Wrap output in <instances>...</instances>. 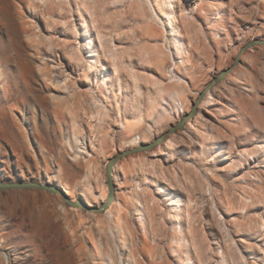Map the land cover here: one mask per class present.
<instances>
[{
	"label": "rangeland",
	"instance_id": "374dc122",
	"mask_svg": "<svg viewBox=\"0 0 264 264\" xmlns=\"http://www.w3.org/2000/svg\"><path fill=\"white\" fill-rule=\"evenodd\" d=\"M254 39L264 0H0V88L15 92L0 89V181L100 205L109 158L175 124ZM224 80L190 136L119 162L113 218L0 190V264H264V46Z\"/></svg>",
	"mask_w": 264,
	"mask_h": 264
},
{
	"label": "water",
	"instance_id": "95a60500",
	"mask_svg": "<svg viewBox=\"0 0 264 264\" xmlns=\"http://www.w3.org/2000/svg\"><path fill=\"white\" fill-rule=\"evenodd\" d=\"M255 46H264V39H254L249 42H247L245 45H243L237 54V56L234 58V62L228 66L227 68L223 69L217 76L213 77V79L210 81L208 86L203 89L196 98L195 101L192 102L190 110L185 113L175 124H171L167 130H165L163 133L155 137L152 141L149 142H142L139 143L136 146L119 150L114 156L109 158L107 164H106V185H107V197L106 199L101 202L100 205H89L86 200L84 199H75L72 200L69 194L65 192V190L62 187H58L57 185L49 184V183H41L37 181H0V190H20V189H37V190H45L48 192H51L53 194H60L63 201L69 206V207H76L81 208L82 210H87L94 213H103L105 212L109 206L115 201V195H116V183L113 178V171L115 166L119 161H121L123 158L129 157L134 154L153 151L155 148H157L159 145L163 144L168 137L171 134L177 133L180 130H183L187 123L194 119L195 116L198 114L199 106L205 97L207 90L211 88L215 83L220 82L224 80L229 73L233 71V69L237 66L239 63L241 54L244 53L247 49Z\"/></svg>",
	"mask_w": 264,
	"mask_h": 264
},
{
	"label": "bare ground",
	"instance_id": "6f19581e",
	"mask_svg": "<svg viewBox=\"0 0 264 264\" xmlns=\"http://www.w3.org/2000/svg\"><path fill=\"white\" fill-rule=\"evenodd\" d=\"M88 31H86V33H87ZM85 40H86V45H85V48H86V54L88 53V55H84V57H86L87 58V56L89 57V60H88V64L86 65L88 68L87 69H90V67H91V62H93L94 60H95V58H94V56H93V52L91 53V45H90V41L89 40H87L88 39V33L85 35ZM253 51H255L254 49H250L247 53H249V54H252L253 53ZM84 54H85V52H84ZM243 54V53H242ZM242 54H241V56H242ZM8 60H9V58H7ZM13 60V59H12ZM11 60V61H12ZM240 60H241V57H240ZM240 60H239V62H240ZM60 64V63H59ZM62 64V63H61ZM239 64V63H238ZM237 64V65H238ZM102 68V70H103V72H106V69H105V67H101ZM235 69V68H234ZM233 69V70H234ZM233 72V71H232ZM231 72V73H232ZM230 74V73H229ZM65 76V75H64ZM9 78V77H8ZM72 78V77H71ZM227 78V77H226ZM64 79V78H63ZM66 79V78H65ZM69 79V78H68ZM19 81H22V80H19ZM65 83V82H64ZM210 83V82H209ZM208 83V84H209ZM5 84V83H4ZM73 84V83H72ZM6 85V84H5ZM67 85V86H66ZM65 86H66V90H67V92H68V95L71 97V99L72 100H76L75 99V95H77V92L75 91V92H73V90H74V88H73V86L70 84V82L69 81H67L66 82V84H65ZM75 86V85H74ZM208 86V85H207ZM206 86V87H207ZM233 86V85H232ZM17 87V86H16ZM15 87V88H16ZM205 87V88H206ZM227 88H229V86H228V82L226 81V80H222V81H220V82H217V83H215L211 88H209L208 90H207V93H206V95H205V97L203 98V100H202V102H201V104H200V106H199V113H198V115L194 118V119H192V120H190L188 123H187V125L185 126V128L183 129V130H180V131H178L177 133H174V134H171L169 137H168V139L163 143V144H161V145H159V146H162V147H164V148H166V149H173L174 147H175V145H176V142L178 141V139L180 138H187L188 136H190V132H191V130L192 129H194L196 126H197V119L200 117V115H201V113L203 112V109L207 106V105H209V104H213L214 102H216L217 100H218V97H219V95L221 94V93H223L224 91H225V89H227ZM1 92H2V95H3V101H2V103H4L5 101H8V96H9V92L11 93V91H13V89L11 88V89H8V87L6 88L5 86H2L1 88ZM16 90H17V88H16ZM21 90V89H20ZM27 90V89H26ZM18 91H19V89H18ZM17 91V92H18ZM203 91V90H202ZM12 93H15L14 91L12 92ZM11 93V94H12ZM19 94V93H18ZM13 95V94H12ZM15 95V94H14ZM17 96V95H16ZM23 96V95H22ZM13 97V96H12ZM15 97V96H14ZM11 98V97H10ZM17 98V97H16ZM12 99V98H11ZM85 99V98H84ZM16 100H18V99H16ZM19 101L21 102V100L19 99ZM16 102V101H15ZM54 102V101H53ZM76 102L77 103H75V104H77V105H80L81 106V104L80 103H83L82 105L84 106V103H86L87 101L86 100H80V101H77L76 100ZM9 103H10V101H9ZM7 104V103H6ZM12 104H13V102H12ZM87 104H88V106L89 107H92V109H94V108H99V107H101L100 106V104L97 102V101H91L90 100V102H87ZM17 105V104H16ZM9 106H11V105H9ZM14 106V105H13ZM182 111H184V109L182 110ZM92 112H93V110H92ZM93 116H94V113H93ZM160 147H158L157 149H159ZM156 149V148H155ZM120 162V161H119ZM118 162V163H119ZM117 163V164H118ZM115 169L119 172V173H122L123 174V165L121 164V163H119L118 165H116L115 166V168H114V171H113V178H114V181H115V179L119 176V173H118V175L115 173ZM66 187V186H65ZM63 188V187H62ZM64 189V188H63ZM65 190V189H64ZM65 192H66V190H65ZM67 193V192H66ZM68 194V193H67ZM60 195V194H59ZM70 196V195H69ZM71 197V196H70ZM89 198L90 199H92V200H96V198H95V196L94 195H92L91 193L89 194ZM71 199H72V197H71ZM78 199V198H77ZM72 200H75V199H72ZM88 203V202H87ZM116 203V202H115ZM89 204V203H88ZM89 205H91V204H89ZM35 207V206H34ZM44 207V206H43ZM115 204H111L110 206H109V208L107 209V211L105 212L106 214V216L107 217H114V209H115ZM32 212H34V211H32ZM42 212H44V211H42L41 210V213H38V214H36L33 218H34V221H35V223L37 224V222H38V220H37V218H39L40 219V217H41V215H42ZM32 218V217H31ZM32 218V219H33ZM116 224H117V221H116ZM41 225V224H40ZM133 255V254H132ZM133 260H134V258H133ZM136 261H137V259H136ZM135 261V262H136ZM130 264V263H129Z\"/></svg>",
	"mask_w": 264,
	"mask_h": 264
}]
</instances>
